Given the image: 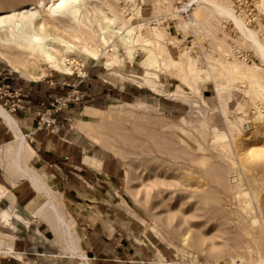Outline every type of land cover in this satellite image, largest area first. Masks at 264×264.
I'll return each instance as SVG.
<instances>
[{
	"label": "rangeland",
	"instance_id": "rangeland-1",
	"mask_svg": "<svg viewBox=\"0 0 264 264\" xmlns=\"http://www.w3.org/2000/svg\"><path fill=\"white\" fill-rule=\"evenodd\" d=\"M33 1L0 0V13ZM225 2L264 40L261 0ZM192 5L136 0L125 13L142 25L149 49L158 54V44L166 47L184 69L165 56H158L159 67L151 65L146 52L130 58L123 48L117 65L76 54L78 64L67 73L37 65L36 73L47 72L39 80L22 68L15 73L2 58L0 67L26 80H53L62 96L78 92L81 109H99L77 120L105 122L99 132L111 148L100 145L124 170L119 184L127 205L120 212L124 229L136 232V242L125 244L126 254L142 253L135 264H264V95L252 92L257 87L248 76L230 72L244 62L262 68L264 80V67L228 20L209 14L183 29L194 19ZM125 6L121 1L119 11ZM10 240L0 236V264H36L34 255L11 253Z\"/></svg>",
	"mask_w": 264,
	"mask_h": 264
},
{
	"label": "crops",
	"instance_id": "crops-1",
	"mask_svg": "<svg viewBox=\"0 0 264 264\" xmlns=\"http://www.w3.org/2000/svg\"><path fill=\"white\" fill-rule=\"evenodd\" d=\"M0 82L21 92L26 101L25 107L16 111L0 106L15 121L32 151L26 166L43 179L53 192L51 195H56L54 200L63 207L78 252L90 264L138 262L142 253L126 254L125 248L128 240L136 242L137 238L136 232L124 229L127 219L120 212L127 205L126 194L119 184L123 167L115 168L112 161L116 158L109 157L105 148L82 131L81 124L87 122L77 120L99 109L72 105L56 115L51 132L47 127L40 129L38 113L43 102L64 94H59V84L53 80L45 83L26 80L1 67ZM10 146H16V135L0 114V236L11 239L9 251L19 259L34 255L36 264H82L68 243L64 244L66 236L53 229L55 219L51 215L48 216L51 222L44 219L48 214L39 203L42 193L30 179L24 178L27 169L17 168L14 152L8 150ZM3 213L10 215L11 226L5 225ZM123 253L125 257H119Z\"/></svg>",
	"mask_w": 264,
	"mask_h": 264
},
{
	"label": "bare ground",
	"instance_id": "bare-ground-1",
	"mask_svg": "<svg viewBox=\"0 0 264 264\" xmlns=\"http://www.w3.org/2000/svg\"><path fill=\"white\" fill-rule=\"evenodd\" d=\"M121 1H124L126 4L125 7L120 9L123 11L122 13L119 11V4ZM189 1L193 2L192 7L196 6L197 9H195V15L193 14V20L189 19L184 21L183 29H194L197 24L199 25V23L202 22H200V20L203 17H208L209 14H211L213 18L219 17L223 20H228L235 26V29L239 32L243 41L254 49L256 58L262 62L264 67V40L260 38L257 31H253L248 26L243 20L244 18L242 19V17L237 15L232 8L226 5L225 0ZM261 1V7L264 10V0ZM135 2L136 0H34L30 5H24L19 9H10L6 12H1L0 58L9 63L17 74L20 73L19 69L22 68L28 71V77H32L36 80L46 77L47 72L45 70L38 71L40 74L36 73L35 66L40 64L50 65L60 72L67 73L71 71L74 64H78L77 60L73 57L75 54L80 55L84 59H91L93 62H100L107 58V62L112 65H117L121 62L118 54L120 48L125 49L130 58H133V55H135L134 53L137 52H146L147 54H150L149 58L151 65L153 64L159 67L160 61L158 60V56H165L168 64L184 69L183 61L180 59L181 57L178 56V58H174L173 55L167 51L166 47L165 49L158 44L157 50L159 51V55L155 54L154 51L156 50L149 49V45L152 44V42L143 34L142 25L135 26V24L132 23L133 18L126 19V8L133 6ZM188 4L189 3H185L183 8H186ZM162 5L164 6V4ZM177 10V13H179L180 10ZM246 43L245 45H247ZM243 64L244 62L236 63L234 68L231 67L232 71L230 72L237 75L239 74L238 76H240V74L248 76L251 79L252 84L257 87V90L255 89L252 92H254L256 96L261 93L264 95L263 73H260L262 68L256 65L248 66ZM28 66L32 67V69H30V67L28 68ZM189 69L193 72V67ZM149 71L146 73L149 74ZM153 77L158 79L159 75L154 74ZM3 107L0 106V114L6 119L10 128L16 135V146H10L8 150L14 152V159H16V162L14 163L17 168L22 169L25 167L27 169L24 178L30 179L38 186L37 190L39 189L41 191L43 199H41L42 202L39 203L45 208V213L48 214L46 215L44 213V215L47 216L44 217V219L49 221L50 218L48 216L51 215L52 218L55 219L53 229L66 236L65 239H67V242L64 244L68 243L69 248L83 261L84 264H90L88 259L82 255L83 253L80 252L82 253L80 254L76 248V241L72 235L73 229L70 223L66 220L65 214L62 210L63 207L54 200L56 195L53 197V192L51 193V191H49L43 179L37 176L33 170H29L26 166L27 159L31 157L30 152L32 151L17 124L11 116L7 114ZM113 112L114 111H112V114ZM115 116H117L116 112ZM261 116L262 115H260V117ZM260 117L259 119H261ZM93 120L96 119L94 118ZM101 121H103V119ZM103 123L105 122L83 123L81 124V129L88 134H95L93 135L95 141L99 144L102 143L104 147L106 146L110 149L111 144L107 141V138L102 137V133L99 132V129L103 128ZM262 170L263 173L264 169ZM9 216L7 213H3V220L7 226L10 225ZM188 241L189 236L185 235L184 244L187 245Z\"/></svg>",
	"mask_w": 264,
	"mask_h": 264
},
{
	"label": "built area",
	"instance_id": "built-area-1",
	"mask_svg": "<svg viewBox=\"0 0 264 264\" xmlns=\"http://www.w3.org/2000/svg\"><path fill=\"white\" fill-rule=\"evenodd\" d=\"M68 94L61 97H54L48 103L41 104V110L38 113L40 119V129L47 127L54 132V125L56 123V115L67 111L72 105L82 101V97L77 94ZM4 101V103H2ZM0 104L4 107H9L11 111L23 109L26 101L19 91L12 90L8 84H1L0 82Z\"/></svg>",
	"mask_w": 264,
	"mask_h": 264
}]
</instances>
